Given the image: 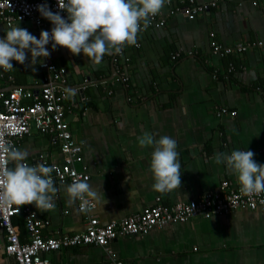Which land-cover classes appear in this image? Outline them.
Returning a JSON list of instances; mask_svg holds the SVG:
<instances>
[{
  "label": "crops",
  "instance_id": "0c3cea01",
  "mask_svg": "<svg viewBox=\"0 0 264 264\" xmlns=\"http://www.w3.org/2000/svg\"><path fill=\"white\" fill-rule=\"evenodd\" d=\"M187 3L170 0L161 11L164 26L149 24L138 34L139 46L105 55L100 65L83 53L72 55L66 48L51 51V43L46 46L50 60L68 71L62 85L76 91L71 98L68 94L66 118L83 146L78 167H86L90 174L87 182L98 194L89 197L97 205L92 213L102 222L141 212L155 205L158 197L172 204L216 190L224 180L239 185L225 164L213 161L215 154L252 151L254 160L264 165V47L251 45L230 56L215 54L212 47V41L224 47L264 41V0H219L195 19L180 12L172 15L171 10ZM15 25L37 38L53 27L47 19L41 27L30 19ZM7 28L1 25V38ZM177 52L181 56L173 59ZM12 63L14 80L2 81L6 92L15 85L30 90L44 85L46 71L40 63L35 71ZM221 107L236 114L218 116ZM145 132L177 142L181 185L170 193L152 190L153 149L138 145ZM17 148L28 153L24 162L30 166L63 160L60 141L37 130L21 138ZM69 184L55 183L54 210L16 205L22 210L14 217L22 242L30 240L26 208L47 222L42 227L45 236L85 230L87 215L78 201L67 198ZM5 233L0 226V264H14V257L5 252ZM112 248L129 264H264V210L239 209L172 223L146 235H121ZM49 256L54 264H114L98 245L67 247Z\"/></svg>",
  "mask_w": 264,
  "mask_h": 264
},
{
  "label": "built area",
  "instance_id": "2783aa9c",
  "mask_svg": "<svg viewBox=\"0 0 264 264\" xmlns=\"http://www.w3.org/2000/svg\"><path fill=\"white\" fill-rule=\"evenodd\" d=\"M219 0L201 3L188 0V3L171 10L172 15L184 13L188 19H195L199 13L216 7ZM47 4L53 12H60L62 17L67 13L60 11L57 0H0V27L13 26L17 21L30 19L38 27L45 23L37 10L38 5ZM170 4V0H169ZM166 24L162 13L151 19L150 25L162 27ZM1 38V36H0ZM264 47V41L256 43H240L235 47H224L217 41H212L215 54L228 55L233 52H243L251 45ZM139 46V44H137ZM181 56L180 52L173 59ZM41 67L46 71L45 83L38 90L25 89L15 85L6 92L2 81H13L10 71L0 69V142H10L16 148L21 138L31 135L34 130L48 135L53 141H60L63 153L62 161H44V165L54 167L52 178L54 183L70 184L75 181L89 180L87 168H79L83 163V146L77 142L66 118L65 102L68 92L62 85L68 71L59 67L50 58H46ZM233 67L229 69L231 73ZM125 81L128 78H124ZM264 95V89L262 91ZM25 99H29L26 102ZM227 107L218 110V116L230 113ZM233 115L236 111L231 112ZM3 157H0L2 159ZM27 163V162H25ZM28 164V163H27ZM29 165V164H28ZM10 167V162L7 164ZM155 205L141 212L127 215L121 219L102 222L92 211L96 202L88 197V204L78 207L86 213V228L73 234L59 233L56 236H45L42 227L47 223L40 219L34 211L26 208V226L30 240L22 242L14 217L22 210L13 205H0V226L6 229L5 252L14 257V264H54L49 254L53 251L79 245H98L104 247L114 264H129L120 260L112 248V242L119 236H138L151 233L157 228L172 223H185L192 218H212L239 209L264 210V192L252 196L242 195L240 186L230 180H224L216 190H210L198 197L167 204L158 197Z\"/></svg>",
  "mask_w": 264,
  "mask_h": 264
},
{
  "label": "clouds",
  "instance_id": "9594fccd",
  "mask_svg": "<svg viewBox=\"0 0 264 264\" xmlns=\"http://www.w3.org/2000/svg\"><path fill=\"white\" fill-rule=\"evenodd\" d=\"M169 0H57L60 11L53 12L47 4L38 5L40 15L51 22V31H41L39 38L17 25L6 29L0 38V69H14L13 61L35 71L37 63L49 58L51 51L66 48L72 55H83L94 65H100L105 55L122 54L125 46H136L138 34L147 29L152 18L161 13ZM30 53L31 59L28 60ZM27 61V63H26ZM69 98L75 96L68 89ZM141 148L152 147L149 171L154 183L152 190L161 195L181 185V164L177 142L167 135L156 139L145 132L138 137ZM254 153L233 150L230 154L213 156L216 164H225L240 185V192L252 196L264 192V165L254 160ZM28 153L10 142H0V205H28L54 210V196L58 191L52 178L54 167L42 163L28 165ZM11 162L14 167H7ZM67 198L88 204V197L97 192L87 181H75L65 188Z\"/></svg>",
  "mask_w": 264,
  "mask_h": 264
},
{
  "label": "trees",
  "instance_id": "16d2710c",
  "mask_svg": "<svg viewBox=\"0 0 264 264\" xmlns=\"http://www.w3.org/2000/svg\"><path fill=\"white\" fill-rule=\"evenodd\" d=\"M228 55L230 56V55H232V53H230ZM65 106H66V111H67L68 106L66 105V102H65Z\"/></svg>",
  "mask_w": 264,
  "mask_h": 264
},
{
  "label": "water",
  "instance_id": "95a60500",
  "mask_svg": "<svg viewBox=\"0 0 264 264\" xmlns=\"http://www.w3.org/2000/svg\"><path fill=\"white\" fill-rule=\"evenodd\" d=\"M1 28V27H0ZM115 72H116V70H115ZM111 78H113V77H111Z\"/></svg>",
  "mask_w": 264,
  "mask_h": 264
}]
</instances>
